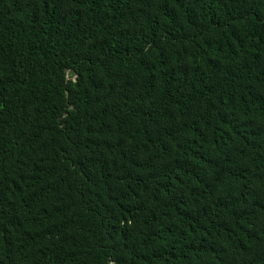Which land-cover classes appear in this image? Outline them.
Segmentation results:
<instances>
[{"label":"trees","instance_id":"16d2710c","mask_svg":"<svg viewBox=\"0 0 264 264\" xmlns=\"http://www.w3.org/2000/svg\"><path fill=\"white\" fill-rule=\"evenodd\" d=\"M0 264H264V0H0Z\"/></svg>","mask_w":264,"mask_h":264}]
</instances>
